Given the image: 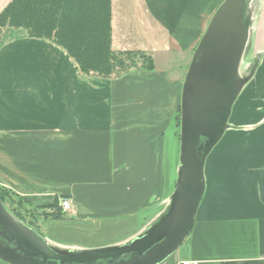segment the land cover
Segmentation results:
<instances>
[{
	"label": "crops",
	"instance_id": "1",
	"mask_svg": "<svg viewBox=\"0 0 264 264\" xmlns=\"http://www.w3.org/2000/svg\"><path fill=\"white\" fill-rule=\"evenodd\" d=\"M9 1L0 0V12ZM110 1L112 49L129 50V0ZM222 2L133 3L139 22L164 35L165 52L179 56L174 74L153 62L152 70L117 79L87 76L51 41L30 39L21 29L3 32L0 187L38 208L57 202L59 210L60 198L71 203L67 213L45 216L49 225L36 231L59 245L96 248L49 237L44 229L98 236L126 219L148 217L126 239L164 207L175 186L164 171V138L179 114L190 55ZM256 8L243 64L247 70L257 61L256 69L231 109L233 128L205 162L193 228L160 264H264V0Z\"/></svg>",
	"mask_w": 264,
	"mask_h": 264
},
{
	"label": "water",
	"instance_id": "2",
	"mask_svg": "<svg viewBox=\"0 0 264 264\" xmlns=\"http://www.w3.org/2000/svg\"><path fill=\"white\" fill-rule=\"evenodd\" d=\"M256 0H223L192 51L182 81L174 188L164 207L121 244L77 248L51 242L0 201V261L7 264H160L192 230L206 184L204 165L223 134L238 94L256 69L243 68Z\"/></svg>",
	"mask_w": 264,
	"mask_h": 264
},
{
	"label": "trees",
	"instance_id": "3",
	"mask_svg": "<svg viewBox=\"0 0 264 264\" xmlns=\"http://www.w3.org/2000/svg\"><path fill=\"white\" fill-rule=\"evenodd\" d=\"M111 16L110 0H10L0 12V41L6 29H21L30 39L51 41L64 49L77 70L87 76L117 79L131 70H152L153 59L144 51L112 49ZM178 120L174 124L177 140ZM0 201L36 230V217L58 210L57 202L34 207L2 187Z\"/></svg>",
	"mask_w": 264,
	"mask_h": 264
},
{
	"label": "rangeland",
	"instance_id": "4",
	"mask_svg": "<svg viewBox=\"0 0 264 264\" xmlns=\"http://www.w3.org/2000/svg\"><path fill=\"white\" fill-rule=\"evenodd\" d=\"M138 2L139 0H129L127 1L128 12L132 16L130 19V24L124 27H128L130 29V35L126 41H124L125 45L129 50L135 51L140 50L144 51L148 56L152 57L155 68L157 70H168L170 73L174 74L176 71L171 70L177 65V54L167 53L165 52V38L164 35L155 28L151 24H143L140 23V17L136 10L133 8L135 4L134 2ZM131 5V6H130ZM130 16V17H131ZM114 51H117V48H113ZM189 54H187L188 56ZM191 56V55H190ZM188 56V57H190ZM186 63L181 65V70L184 72V67L187 65ZM175 69V68H174ZM179 117V114L177 115ZM179 125V120H178ZM176 132V128L170 127L166 136L164 138L165 142V152H164V171H166V177H170L174 180L175 173H176V165L178 162V151H179V142L174 135ZM179 133V129H178ZM179 136V134H178ZM52 216H61L64 214L63 212H59L58 210L54 211H47ZM48 215V214H47ZM35 217V216H34ZM144 218H135L133 220H125L121 221L117 226H112L109 230L104 231L102 234L98 236H89L86 234V231L83 232H76L73 229L71 230H60V227H47L48 229H44V232L49 235V237H58L63 239L64 241H76L81 245H96L98 247H105V246H112L121 244L126 239V235L135 231V229L143 222ZM36 223L39 225V228L44 226L46 227L49 224H46V219L44 216L36 217ZM146 224V223H145ZM51 228V229H50ZM53 228V229H52ZM96 247V248H98Z\"/></svg>",
	"mask_w": 264,
	"mask_h": 264
},
{
	"label": "built area",
	"instance_id": "5",
	"mask_svg": "<svg viewBox=\"0 0 264 264\" xmlns=\"http://www.w3.org/2000/svg\"><path fill=\"white\" fill-rule=\"evenodd\" d=\"M59 205H60L61 211L63 213H67L68 209L70 208L71 203L69 202V199L60 198L59 199ZM179 264H198V263L194 262V261L184 260V261L180 262Z\"/></svg>",
	"mask_w": 264,
	"mask_h": 264
}]
</instances>
